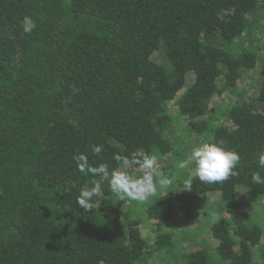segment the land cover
<instances>
[{
    "label": "trees",
    "instance_id": "16d2710c",
    "mask_svg": "<svg viewBox=\"0 0 264 264\" xmlns=\"http://www.w3.org/2000/svg\"><path fill=\"white\" fill-rule=\"evenodd\" d=\"M25 16L36 23L31 33ZM262 20L264 0H0V264H149L144 228L124 220L134 200L104 181L94 197L100 209L77 205L78 190L100 177L81 172L73 155L112 169L121 167L114 154H154L169 171L167 157L188 158L178 152L172 118L201 144L236 150L237 175L195 179L187 192L190 168L172 164L182 184L152 198L148 221L178 214L187 225L191 208L216 194L209 246L194 245L184 263L264 264V221H254L264 217V184L252 181L264 176V41L255 33ZM255 70V87L241 89ZM248 199L262 212L247 213ZM175 237L160 234L155 251L171 249ZM155 254L152 261L162 259Z\"/></svg>",
    "mask_w": 264,
    "mask_h": 264
},
{
    "label": "clouds",
    "instance_id": "9594fccd",
    "mask_svg": "<svg viewBox=\"0 0 264 264\" xmlns=\"http://www.w3.org/2000/svg\"><path fill=\"white\" fill-rule=\"evenodd\" d=\"M36 27L35 21L30 16H25L22 21V28L25 33H31ZM92 151L96 155L102 152V146H93ZM113 159L120 163V168L110 169L107 163L98 166H91L88 155L77 153L73 155L78 169L81 172L87 171L93 177L90 184H85L78 190L76 203L83 211L89 212L100 209V201L94 199L101 192V183L106 181L110 190L121 200L127 197L130 200L141 204L152 198H159L161 191L164 197L170 192L171 181L163 177L158 167L157 157L154 154L133 153L130 158L114 154ZM240 161V154L227 148L223 142H204L191 149L187 159L179 163L180 169L190 168L188 175L183 180V191L191 192L193 181L199 179L205 183L224 182L232 176H236L235 169ZM258 165L264 169V154L258 157ZM136 167L139 175H134L125 169ZM254 184H264V176L256 172L252 176Z\"/></svg>",
    "mask_w": 264,
    "mask_h": 264
},
{
    "label": "rangeland",
    "instance_id": "374dc122",
    "mask_svg": "<svg viewBox=\"0 0 264 264\" xmlns=\"http://www.w3.org/2000/svg\"><path fill=\"white\" fill-rule=\"evenodd\" d=\"M263 26H264V20H262L260 22ZM263 32V33H262ZM255 33L256 35H259L260 33H262V35H259L258 38H260L262 41H264V28L263 29H255ZM261 55L264 56L263 52H261ZM154 60L155 61H161V65L164 66V68L166 70H169L170 67L168 65V63H166V59H162L159 57L158 54L154 55ZM260 62V60L258 61ZM260 66V64H259ZM251 78H248V76H246L244 78V80L241 82V89H251L253 87H255L252 84V78L256 77L257 72L256 70L251 72L250 74H248ZM232 99H224V104H229ZM214 105H218V108H222V104L221 103H217ZM170 128L173 129L174 132V137L177 138V145H178V152H185L186 156L188 157L190 155L191 149L194 146H198L199 144H201V142H203L202 140H200V138L193 136L192 134H189V136H187V134H184L185 132L183 131L185 128V121L182 119H178V118H172L171 122H170ZM184 132V133H182ZM177 135V136H176ZM173 138V137H172ZM173 140V139H172ZM178 153V154H179ZM187 159V158H186ZM181 161V160H179ZM166 162L169 164H174L175 168L173 167V169H175L176 171H182L183 169H180L178 167L179 163L175 162L173 158H171V156L166 158ZM170 166V170L167 171L165 170L162 174L163 177H167L170 181V187L169 189H167L166 191H176L180 188V185L182 184V181L180 180V182H177V179L175 177H177V173H175V170H173ZM184 171V170H183ZM188 171V168L185 169V172ZM190 171V170H189ZM178 172V173H179ZM132 174L135 175V172L133 171ZM172 174H174L173 178H172ZM238 193L240 194H244L245 190L238 188L237 189ZM164 193V192H163ZM153 199H150L148 202L146 203H139L137 201H131V205L128 209H126V217H124V220H129L132 224L138 225L141 228H144V234L147 238V249L150 252H153V257L156 255L155 253L160 255V260H155L152 261L154 258H150L149 261H151L149 264H185L184 260L182 259V257L190 252L192 249H194V245H198L200 246V248H204L209 246L206 245L207 242V235H208V231H209V224L210 222H212L216 217V213L215 216L213 215V210H215V207L217 206L218 203V196L216 194H210L207 197H205V200L202 201L203 203H201L199 206H194L191 208V212H192V217L190 222L187 223V225H182L181 221H180V217L178 214H175L173 217V222L169 221V222H165L162 224H154L152 222H149L147 219V215L146 212L148 210V207H150L151 203ZM149 205V206H148ZM244 210L249 213V214H253L256 213V211L259 209L260 213L262 212V209L259 208V202L253 199H248L246 203H244L243 205ZM212 210V211H211ZM211 211V212H209ZM209 212V213H207ZM207 213V214H206ZM263 213H264V209H263ZM206 214V216H205ZM208 215V217H207ZM264 215V214H263ZM262 216V215H261ZM254 221L261 226L263 224L264 221V217L262 216V218H255ZM129 223V222H127ZM130 224V223H129ZM183 226V227H182ZM181 229L184 231L183 233L179 234L181 231ZM174 231L176 234V237L173 238V242L171 244V249L168 248L166 250H157L158 252L155 251V246H154V241L155 239L160 235L163 234L167 231ZM179 232V233H178ZM169 251H171V256L169 255ZM214 253V251H211L209 254V259H215L216 257H214L212 254ZM216 256V255H215ZM152 259V260H151ZM183 262V263H182Z\"/></svg>",
    "mask_w": 264,
    "mask_h": 264
}]
</instances>
